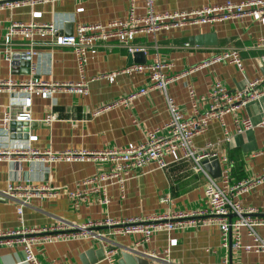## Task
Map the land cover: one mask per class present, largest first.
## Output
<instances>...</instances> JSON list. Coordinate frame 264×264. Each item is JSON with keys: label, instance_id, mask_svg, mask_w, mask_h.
Returning <instances> with one entry per match:
<instances>
[{"label": "crops", "instance_id": "obj_1", "mask_svg": "<svg viewBox=\"0 0 264 264\" xmlns=\"http://www.w3.org/2000/svg\"><path fill=\"white\" fill-rule=\"evenodd\" d=\"M228 0H161L156 2L158 13L190 11L206 5H220ZM242 2L246 0H232ZM131 0H58L26 5L15 9L0 10V82H24L31 77L51 82H80L76 54L72 47L59 46L58 35H73L82 24L108 25L117 20H127ZM135 13H147L145 0L135 1ZM54 25L56 32L48 29L34 31L27 37L21 31L11 34L14 25ZM214 33L218 45H197L191 38ZM11 34L10 48L4 40ZM264 39V19L253 17L216 20L168 28L156 33L144 32L135 36L133 44L144 48L140 60L152 64L157 60L171 64L166 75L180 74L199 65L224 50L240 52L244 70L230 62H215L173 81L167 90L186 117L194 114L189 94L192 88L198 97H207L216 83L229 90H237L250 80L264 82V48L258 42ZM34 51L30 59L23 54ZM20 56L15 58L9 56ZM116 38L94 41L87 53L85 78L87 89H60L45 98L38 91L31 95L30 122L4 121L7 113L14 115L23 110L25 96L6 89L0 90V232H12L23 225L28 228L49 227L58 224L81 225L89 221L106 219L149 218L174 214L180 211L197 212L208 205L205 198L207 179L195 169L192 160L175 161L167 155L166 169L150 164L133 171L122 192L118 185L108 186L110 203L101 204L91 195L78 207L73 205L70 192L85 188L80 183L109 164L86 160L43 161L31 157L29 150L40 153L65 151H98L117 149L144 141L149 131L163 127L170 119L166 96L161 90L149 91L127 105L114 103L150 83V73H121L113 80L101 77L121 71L139 63ZM29 62V66L25 64ZM210 101L199 102L200 112L209 108ZM264 116V96L229 113L223 121L214 119L206 131L194 137L198 150L210 145L217 154V166L206 172L222 183L226 170L230 182L237 183L259 177L264 169V128L256 127L242 134L237 133L235 119L249 117L259 123ZM27 125H24V124ZM27 130V131H26ZM209 148V149H210ZM25 152V153H24ZM212 159V158H211ZM216 176H214V174ZM10 184L50 186L59 190L53 198L32 197L23 205V222L18 208L22 195L6 198ZM168 197V200L165 198ZM246 207L264 211V183L240 196ZM114 243L117 252L111 261L106 258L91 263L87 253L98 250L97 238L77 237L42 242L33 247L39 261L51 264H118L121 252L129 249L145 257L147 254L168 258L171 264H264L263 252L225 249L221 245V230L217 225H201L168 233H155L148 242H141L137 234L110 235V228L97 229ZM264 237V227L257 228ZM177 240L171 245V240ZM242 242L251 244L247 230H242ZM105 243V242H104ZM105 248V246H104ZM168 250V252H167ZM106 251V249H105ZM93 258L96 254L93 252ZM21 244H0V264H25Z\"/></svg>", "mask_w": 264, "mask_h": 264}, {"label": "built area", "instance_id": "obj_2", "mask_svg": "<svg viewBox=\"0 0 264 264\" xmlns=\"http://www.w3.org/2000/svg\"><path fill=\"white\" fill-rule=\"evenodd\" d=\"M58 0H0V10L15 9L31 2L32 4L43 2H57ZM135 1L131 0V9L127 20H117L103 24H82L77 27L73 35H58L57 44L59 46L72 47L76 54V61L81 74L80 82H51L31 77L24 82H14L4 80L0 82V90L6 89L12 92H18L25 96L23 110L19 114L7 113L4 121L9 124L12 122H30L32 121L30 108L32 105L31 95L38 91L43 97L48 98L60 89L81 90L87 89L85 78V66L87 62V53L94 41L116 38L125 46L131 54L144 51V48L133 44L135 36L138 33L151 32L156 33L162 29L178 28L190 24H200L216 20H229L233 18H243L245 16L253 17L257 20L264 19V0H246L235 2L228 0L220 5H206L190 11H173L158 13L155 11V4L161 0H145L147 13L138 16L135 13ZM50 30L56 32L54 25H14L11 34L21 31L27 37L33 35L37 30ZM11 34L4 40V45L10 48ZM258 46L264 48V39L258 42ZM9 56H13L11 53ZM34 51L23 54V58L30 59ZM15 57V56H13ZM21 58L16 56L15 58ZM215 62H230L235 64L241 71L244 70L240 52L237 50H224L213 55L199 65L193 66L188 70L176 75H166L164 70L171 64L160 60L152 64L135 63L128 68L111 74H105L101 77L113 80L115 76L121 73H150V83L138 91L131 93L128 97L114 103L124 104L132 102L139 96L146 95L151 90H161L166 96L168 110L170 112L169 121L160 128L149 131L144 141L128 146L98 150V151H65L62 153L45 152L29 150L31 157H38L43 161L57 162L63 160H86L109 164L106 170L97 172L95 175L84 179L76 191L70 192V199L73 205L78 207L82 201H87L91 195L96 196V201L108 205L110 199L108 196V186L118 185L121 191L125 189V183L131 173L137 169H142L150 164H156L161 169H166L169 163L166 156L170 155L175 161L192 160L195 169L204 173L207 182L205 188V198L208 207L205 210L197 212H177L168 215H158L149 218L132 217L126 219H106L103 221H89L81 225L58 224L49 227L28 228L24 225L12 232H0V244H21L25 252V264H51L43 263L38 260L33 247L42 242H53L57 240L90 237L97 238L104 243L106 249V259L111 261L117 249L105 235L97 229L110 228V235L117 234H137L141 235V242H148L151 237L161 231L168 233L187 229L189 227H198L201 225H217L221 230V245L223 248H232L234 250H244L246 252H263L264 237H262L257 228L264 227V211L256 207H246L241 203L240 196L245 192L264 183V169L262 174L254 179L244 180L237 183L230 182L229 171L223 176L222 183H218L205 170L202 162L217 156L211 151L210 145L206 149L198 150L194 147L193 140L198 134L207 130L209 122L218 119L223 121L224 116L229 113L236 114L240 109L247 105L258 102L264 96V82L257 78L250 80L243 87L237 90H229L221 83H216L207 97H198L195 91L190 88L189 94L193 104L194 114L186 117L175 100L167 93L169 85L176 79L187 75L201 67H207ZM264 63V57H263ZM209 100V108L200 112L199 102ZM236 131L242 134L256 127L264 128V116L259 123H254L251 118L245 117L241 120L235 119ZM210 148V149H209ZM25 153V152H24ZM10 154V152H0V156ZM59 194V190L50 186L34 185H14L10 184L3 195L6 198H17L22 195L18 214L23 222V205L28 203L34 197L53 198ZM169 198L166 197L165 200ZM246 229L251 237V244L242 242V230ZM177 240H171V245H176ZM168 252V250H167ZM147 258L153 259L149 264H171L168 258H161L155 254H147ZM228 264V261H225Z\"/></svg>", "mask_w": 264, "mask_h": 264}, {"label": "water", "instance_id": "obj_3", "mask_svg": "<svg viewBox=\"0 0 264 264\" xmlns=\"http://www.w3.org/2000/svg\"><path fill=\"white\" fill-rule=\"evenodd\" d=\"M191 43L192 44H197V45H210V46H216L218 45V40L217 37L214 33H208V34H203L199 36H194L191 38ZM134 58L136 59L137 62L140 64H145L146 61L140 60L141 57H143V52H136L134 53ZM27 66H29V62H25ZM21 123V122H19ZM23 124V122H22ZM24 125H27L26 123ZM27 131V130H26ZM203 165L205 168L210 169L211 166H217L220 172V163L216 158L212 159H206L203 161ZM214 174V173H213ZM216 176V174H214ZM105 242V240H104ZM93 252L96 254V258H93ZM87 255L91 257V263H95L97 261L103 260L106 258V251L104 248V243H100V248L98 250L91 249ZM87 264V263H85ZM118 264H149L148 259H146L143 256H140L138 254H135L129 249H125L121 252V258L118 260Z\"/></svg>", "mask_w": 264, "mask_h": 264}]
</instances>
